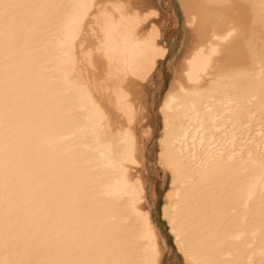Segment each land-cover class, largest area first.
I'll list each match as a JSON object with an SVG mask.
<instances>
[{
    "label": "bare ground",
    "instance_id": "1",
    "mask_svg": "<svg viewBox=\"0 0 264 264\" xmlns=\"http://www.w3.org/2000/svg\"><path fill=\"white\" fill-rule=\"evenodd\" d=\"M179 1L187 40L160 109L158 162L169 180L161 217L175 246L173 221L186 235L196 264H264V82L258 72L221 76L239 60L217 55L243 49L242 34L229 32L246 19L248 0ZM52 2L0 0V264L162 261L143 173L155 115L148 85L169 52L160 0H128L139 23L113 36L118 65L137 76L125 89L131 122L126 114L120 125L130 137L117 130L102 140L67 104L61 21L17 42V19L42 11L24 6ZM260 12L253 46L264 44ZM138 211L151 216L155 240Z\"/></svg>",
    "mask_w": 264,
    "mask_h": 264
},
{
    "label": "snow or ice",
    "instance_id": "2",
    "mask_svg": "<svg viewBox=\"0 0 264 264\" xmlns=\"http://www.w3.org/2000/svg\"><path fill=\"white\" fill-rule=\"evenodd\" d=\"M24 7L42 11L17 19L21 28L18 43H22L26 35L31 36L51 17L61 21L57 27L65 48L62 53L64 85L69 89L67 104L72 108L73 115H82L91 124L92 135L97 140L104 139L109 131L115 133L117 130L130 137V133L120 125L126 114L127 122H131L125 89L130 80L137 76V69L132 65L123 68L118 65L114 56L113 36L125 29L130 32V26L139 23V13L132 11L128 0H55ZM243 7L248 10L246 19L241 22L240 29L233 27L229 32V36L238 31L242 34L245 40L243 49L230 53L217 52L218 56L225 57L226 65L234 59H238L239 63L233 64L230 71L222 66L220 74L255 79L258 72L264 82V44L253 46L249 36V28L256 23L257 7L261 9L260 22L264 25V0L259 5L254 0H248ZM211 63L209 59L205 72L209 71ZM136 215L147 238L155 240L151 216L139 211ZM172 229L176 240L174 250L187 258L181 264H196L189 253L186 235L176 228L175 221L172 222ZM160 251L159 247L153 245L154 256L158 257ZM153 264H162V261L154 260Z\"/></svg>",
    "mask_w": 264,
    "mask_h": 264
},
{
    "label": "rangeland",
    "instance_id": "3",
    "mask_svg": "<svg viewBox=\"0 0 264 264\" xmlns=\"http://www.w3.org/2000/svg\"><path fill=\"white\" fill-rule=\"evenodd\" d=\"M160 9L161 24L169 52L167 57L159 62L148 85L152 114L155 115L153 133L145 147L146 160L143 173L146 179L148 206L165 242L162 264H181L183 258L178 251L174 250L176 246L173 238L168 231L167 223L161 217L163 195L169 180L165 178L164 171L159 166L158 157L159 140L163 128V119L160 115L161 104L174 76L175 60L186 43L187 26L184 9L179 0H160Z\"/></svg>",
    "mask_w": 264,
    "mask_h": 264
}]
</instances>
